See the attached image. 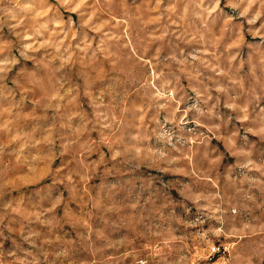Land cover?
Returning a JSON list of instances; mask_svg holds the SVG:
<instances>
[{"label":"rangeland","instance_id":"obj_1","mask_svg":"<svg viewBox=\"0 0 264 264\" xmlns=\"http://www.w3.org/2000/svg\"><path fill=\"white\" fill-rule=\"evenodd\" d=\"M0 264H264V0H0Z\"/></svg>","mask_w":264,"mask_h":264},{"label":"built area","instance_id":"obj_2","mask_svg":"<svg viewBox=\"0 0 264 264\" xmlns=\"http://www.w3.org/2000/svg\"><path fill=\"white\" fill-rule=\"evenodd\" d=\"M211 250L214 254H218L221 251V248L219 246H212Z\"/></svg>","mask_w":264,"mask_h":264}]
</instances>
